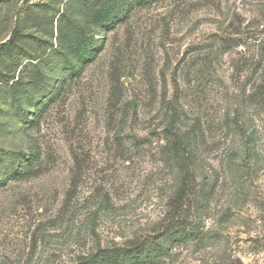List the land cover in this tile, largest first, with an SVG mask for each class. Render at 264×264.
Listing matches in <instances>:
<instances>
[{
    "label": "rangeland",
    "instance_id": "rangeland-1",
    "mask_svg": "<svg viewBox=\"0 0 264 264\" xmlns=\"http://www.w3.org/2000/svg\"><path fill=\"white\" fill-rule=\"evenodd\" d=\"M104 1L0 0V264H264V0Z\"/></svg>",
    "mask_w": 264,
    "mask_h": 264
},
{
    "label": "trees",
    "instance_id": "trees-1",
    "mask_svg": "<svg viewBox=\"0 0 264 264\" xmlns=\"http://www.w3.org/2000/svg\"><path fill=\"white\" fill-rule=\"evenodd\" d=\"M139 3H149L153 0H137ZM123 4L122 0H110V1H104L102 2L96 12V19L101 20H109L110 21L116 16V10L119 9ZM114 12V13H113ZM115 14V15H114ZM109 22V21H104ZM15 36V37H14ZM16 34H13L12 38L1 43L0 49L2 50H8L14 45V40L16 39ZM262 47L264 48V44H262ZM73 52L74 57H78V64L81 63L83 60L90 57V55L93 52V48L90 45V41L85 38L82 40L81 45L79 44L76 49ZM74 65L71 62L65 63V67L70 73V75H73L74 73H77L79 70V67L81 65ZM260 67L262 75H264V57L261 61H259L258 68ZM180 142L174 141V151L179 152V150H182V146L179 144ZM24 175H27L26 173H18L14 172L11 176L14 178L23 177ZM10 176V177H11ZM183 189V187H182ZM158 256L155 254H152L150 252L149 247L143 246V243L133 246L130 248H117L114 251V255H112L111 264H155L156 259Z\"/></svg>",
    "mask_w": 264,
    "mask_h": 264
}]
</instances>
